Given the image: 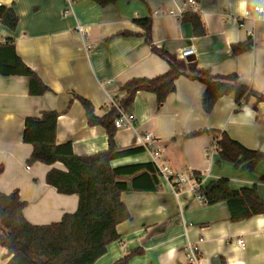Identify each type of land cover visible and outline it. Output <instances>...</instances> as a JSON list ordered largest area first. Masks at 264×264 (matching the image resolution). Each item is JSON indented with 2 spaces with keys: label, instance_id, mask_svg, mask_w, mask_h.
I'll return each mask as SVG.
<instances>
[{
  "label": "crops",
  "instance_id": "0c3cea01",
  "mask_svg": "<svg viewBox=\"0 0 264 264\" xmlns=\"http://www.w3.org/2000/svg\"><path fill=\"white\" fill-rule=\"evenodd\" d=\"M186 1L117 0L102 8L91 0H76L64 17L66 0H0L19 17L17 30L0 28V37L14 40L17 54L51 90L31 96L29 78L0 76V191L19 192L26 203L24 216L32 225H50L74 214L79 197L60 195L46 183L50 169L64 170L63 165H27L33 147L23 142L26 118L57 111L59 144L71 142L78 156L105 151V129L88 125L75 95L90 100L97 114L104 115L125 95L121 89L129 80L154 78L169 69L146 44L136 20L152 19V41L159 49L179 58L182 49L194 46L199 68L213 75L236 74L243 85L264 94V16L259 19L253 10L259 0H196L197 9L187 12L201 16L203 37H196L192 25L178 17L156 15ZM78 27L85 28L87 40ZM248 39L253 40L252 49L234 55L233 45ZM205 89L200 82L180 77L161 110L154 94L138 93L128 113L135 124L118 130L116 141L123 148L143 146L142 138L151 134L154 151L112 165L154 162L158 151L157 166L167 167L174 177L198 173L204 186L228 178L233 189L255 186L264 198V162L248 171L245 165L220 162L215 147V138L226 133L246 148L264 152V103L256 105L251 98L237 111L233 97L226 96L206 114ZM198 132L203 133L194 135ZM122 200L131 217L118 226L120 240L96 264H113L131 252L140 254L130 264H190V248L198 249L200 264H264V216L233 223L226 204L203 205L192 180L181 185L161 176L157 191L126 192ZM6 255L0 246V264L7 263Z\"/></svg>",
  "mask_w": 264,
  "mask_h": 264
},
{
  "label": "trees",
  "instance_id": "16d2710c",
  "mask_svg": "<svg viewBox=\"0 0 264 264\" xmlns=\"http://www.w3.org/2000/svg\"><path fill=\"white\" fill-rule=\"evenodd\" d=\"M91 1L105 8L117 0ZM182 21L192 25L196 37L205 36L204 23L197 11L184 13ZM136 24L144 29L143 36L151 51L166 61L169 69L154 78L129 80L121 89L125 95L112 103L104 115L97 114L90 100L75 95L84 108L88 125L105 129L108 136L105 151L78 156L71 142L59 144L57 129L60 113L57 111H45L40 117L26 118L23 142L33 147L27 165H63L64 170L50 169L46 183L60 195H77L79 202L74 214H65L60 222L38 226L32 225L24 216L26 203L21 200L18 191L10 195L0 191V246L7 250L6 264H96L107 253L108 247L120 240L118 226L131 217L122 200L123 193L155 192L160 187L161 174L155 162L112 165L116 160L146 151L144 146L123 148L116 141L118 129L115 121L129 113L138 93L154 94L157 110H161L168 97L175 93L176 81L185 77L206 87L202 99L206 114H210L217 102L226 96L233 97L237 111L251 98L256 99V105L264 103V94L243 85L236 74L213 75L209 70L199 68L195 61L180 60L156 47L152 41L151 18L138 19ZM18 25L19 17L14 8L0 4V28L15 32ZM252 47L253 40L248 39L233 45L232 53L239 55ZM0 76L29 78L31 96L39 97L51 91L17 54L11 38L0 42ZM215 147L220 162L236 167L245 165L244 169L248 171L264 162V152L250 150L226 133L215 138ZM3 171L1 166L0 175ZM194 176L199 178L198 173ZM196 194L205 206L226 204L233 223L264 216V198L255 186L235 190L228 178H220L196 188ZM136 254L140 252L128 253L113 264H130Z\"/></svg>",
  "mask_w": 264,
  "mask_h": 264
},
{
  "label": "built area",
  "instance_id": "2783aa9c",
  "mask_svg": "<svg viewBox=\"0 0 264 264\" xmlns=\"http://www.w3.org/2000/svg\"><path fill=\"white\" fill-rule=\"evenodd\" d=\"M75 3H76V0H66V7L64 8V11L62 12V15L64 17L68 16L71 13L72 7ZM189 9H193V10L197 9L196 0H187L181 6H177L172 10L157 11L156 15H169V16H174V17H178L182 19L183 14L186 13ZM253 10L258 15V18L261 19L264 16V0H259L257 5L254 6ZM222 21L225 22V20H222ZM78 30L84 36V39L87 40L85 28L78 27ZM3 41L4 40L0 37V42H3ZM89 48L90 47L88 46L87 49ZM194 55H195L194 46H190V47H187L181 50L178 59L186 61L188 58H191ZM134 124H135V118L134 116L129 115V114H123L115 121V127L118 130L125 129V128H132ZM152 141L153 140H152L151 134L145 135L142 138V144L146 148V151H152V152L154 151L152 147ZM159 158L160 157H159L158 151L157 152L155 151L153 154L154 162L156 163L159 160ZM159 169H160L161 176L165 177L172 183L187 185L192 180L196 188H199L204 185L203 179L200 177L196 178L195 176L193 177L188 176L184 178H179V177H174L167 167H163ZM238 244L241 248H245V242L243 240H239ZM187 256H188V261L190 264H200L199 263V251L197 248H190Z\"/></svg>",
  "mask_w": 264,
  "mask_h": 264
},
{
  "label": "water",
  "instance_id": "95a60500",
  "mask_svg": "<svg viewBox=\"0 0 264 264\" xmlns=\"http://www.w3.org/2000/svg\"><path fill=\"white\" fill-rule=\"evenodd\" d=\"M187 61H195L194 57L188 58Z\"/></svg>",
  "mask_w": 264,
  "mask_h": 264
}]
</instances>
